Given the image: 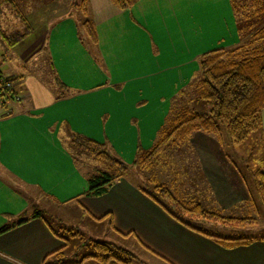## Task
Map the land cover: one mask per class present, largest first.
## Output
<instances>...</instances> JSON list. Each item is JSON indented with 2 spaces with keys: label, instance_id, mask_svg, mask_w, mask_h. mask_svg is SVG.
<instances>
[{
  "label": "crops",
  "instance_id": "obj_1",
  "mask_svg": "<svg viewBox=\"0 0 264 264\" xmlns=\"http://www.w3.org/2000/svg\"><path fill=\"white\" fill-rule=\"evenodd\" d=\"M11 1L18 4L20 17L10 13ZM75 1L80 0H0V71L16 79L18 96L0 98V229L8 227L0 232V264H45L50 254V264H61L53 252L66 241L58 236L62 226L51 218L77 231L78 222L89 220L92 227L80 230L85 235L121 247L120 238H132L162 264H264V235H227L228 229H249L254 223L186 219L189 227L126 175L102 195L86 194L88 179L101 169L94 157L78 155L70 143L72 134H80L103 143L114 158L136 162L158 140L159 126L141 122L157 115L160 83L171 84L172 105L199 78L203 53L233 48L243 40L232 10V24L212 23L213 15L204 22L185 14L189 28L161 36L147 18L145 0L127 8L112 0H88L91 36L82 13L73 9ZM180 2L183 6L186 0ZM139 19L152 28L138 26ZM9 36L17 37L11 43ZM160 37L165 47L161 58ZM168 62L172 71L160 78L159 65ZM144 88L149 96L143 95ZM262 117L264 144V109ZM207 135L195 131L186 144L198 169L192 175L197 176L195 199L240 217L235 211L253 201L252 184L236 159L219 149L221 140ZM180 187L171 188L180 194ZM207 193L211 200L205 199ZM35 212L43 215L32 218ZM98 223L104 225L102 232L94 231ZM74 237L68 238L69 245ZM82 264L100 263L88 258Z\"/></svg>",
  "mask_w": 264,
  "mask_h": 264
},
{
  "label": "trees",
  "instance_id": "obj_2",
  "mask_svg": "<svg viewBox=\"0 0 264 264\" xmlns=\"http://www.w3.org/2000/svg\"><path fill=\"white\" fill-rule=\"evenodd\" d=\"M118 7L127 8L134 4L135 0H112ZM234 2V0H232ZM247 8H253L251 13L243 14L245 19L249 15L264 13V0L246 1ZM73 9H78L83 15V26L91 36H94V24L89 18L88 0L75 1ZM241 34L244 29L239 27ZM249 33V36L248 34ZM246 33L247 38L233 48H215L203 53L199 71V78L195 81V97H188L198 104H208L207 110L186 105L163 129L155 145L148 151L138 156L135 164L140 169L151 168L161 159V150L181 143L187 144L191 134L195 131L213 133L222 137L223 127L228 133L230 140L235 143L244 141L252 132L262 128L264 109V21L256 28L251 27ZM14 37V36H13ZM14 39L11 38V43ZM7 78L0 71V79ZM10 79V78H9ZM12 79V78H11ZM15 90V88H14ZM17 91L12 95L17 96ZM0 94V98H3ZM205 102V103H204ZM206 105H204L205 107ZM71 147L78 155H87L96 158L102 163L111 162L116 167V173L111 174L101 171L88 179L86 194L99 196L104 194L111 184L123 177L128 166L117 158L111 156L105 149V145L89 137L72 134ZM169 145V146H168ZM255 182L260 199L264 203V170L258 168L255 171ZM152 189L141 188L154 201L159 203L173 217L193 227L182 218V214L197 215L200 218L213 220L224 225H242L248 218L224 216L216 211L205 209L200 202L186 200L171 188V186L153 181ZM40 212L32 214L33 217L42 216ZM23 219L21 222L26 221ZM51 226V224H50ZM3 227L0 232L7 230ZM67 229V228H66ZM64 227L60 228L61 235L66 241L63 248L53 252L56 262L61 264H82L85 259L92 258L100 264H131V260L122 261V257L129 252L116 244L105 241L88 240L94 248V253L80 258L74 263L64 261L65 249L69 246V237H81L75 229H69L70 234ZM53 230V229H52ZM227 242H241L244 239H224ZM52 254L47 255L44 262H48Z\"/></svg>",
  "mask_w": 264,
  "mask_h": 264
},
{
  "label": "rangeland",
  "instance_id": "obj_3",
  "mask_svg": "<svg viewBox=\"0 0 264 264\" xmlns=\"http://www.w3.org/2000/svg\"><path fill=\"white\" fill-rule=\"evenodd\" d=\"M181 0H145L144 4L147 6L145 13H147V18L151 20L154 23V28L159 30L160 35L162 36L165 32H175L177 29L189 28L190 26L187 24L185 25V22H187V19H185L183 16L186 14L190 16L192 19L201 17V19L204 22L209 21V15H213L212 23H221L222 25H226L227 23L231 22V10L234 17L235 23L238 24V27H241L244 29V34L242 35V39H246V33L248 30L250 31L251 27L253 29L260 26L262 22L264 21V13L259 15H249L248 19L244 18L243 14L251 13L253 8L249 7L247 8L246 1L249 2V0H186L185 4L181 6ZM12 9L9 10L11 14L16 16H21L20 9L18 7V4L14 2H10ZM181 4V5H180ZM22 5V4H21ZM33 5V4H32ZM31 5V6H32ZM20 6V5H19ZM231 9V10H230ZM236 17L238 18V22L236 20ZM190 18V19H191ZM10 19V18H9ZM140 21V22H139ZM210 27H215L213 24H208ZM138 26H147L148 28H152V25L146 22L144 19H139L137 22ZM211 31V30H210ZM209 32V31H208ZM215 34V31H213ZM241 33V32H240ZM173 34V33H172ZM175 34V33H174ZM173 34V36H174ZM249 36V33H247ZM218 35V34H216ZM220 35V34H219ZM12 36H9L11 40ZM17 36H14L13 39H15ZM242 40V41H243ZM171 41V40H170ZM241 41V42H242ZM173 45V44H172ZM180 45H177V47ZM165 52V47L163 43L161 42L160 37V46H159V56L160 58L163 56ZM171 62H168L167 64H160L159 65V73L158 76L160 78H165V72L171 70ZM165 66H170L165 70ZM160 74V75H159ZM10 78V81L12 82V88L8 89L6 92H1L0 94H3L4 97H10L15 93L14 90V83L15 78L13 77H7ZM12 78V79H11ZM194 80L192 83L190 82L191 88L190 92L187 96L189 97H195V84ZM159 90L157 89L155 93L159 95L158 103L159 106H157V115H152L150 119L147 120V122H141V126H159V132H158V138L161 135L163 129L166 127L167 123L172 120V118L177 115L186 105L197 107L200 110H207L208 104H198L195 101L191 100V102H187V97H184L182 95L176 96L174 99L173 104H168L171 102L170 100V88L171 84L165 82L160 83ZM180 85V84H179ZM169 87V88H168ZM190 87V86H189ZM115 89H120V86L114 87ZM169 91H168V90ZM144 94V96H149L148 89L144 88L141 90ZM3 97V98H4ZM164 97H168V99H164ZM147 100H142L141 102L146 103ZM165 101V103H164ZM204 105H206L204 107ZM144 116V115H143ZM134 119H132L133 121ZM138 126V125H137ZM208 137L217 138L221 141L218 143L219 149L222 151L223 154L233 156L237 164L239 165V168L244 172V175L249 179V183L252 184L253 187V201L250 200L249 203H245V208L242 207L240 211H235V213H238V216L243 218H248V221L243 222L244 225L254 223V227H249V229H245V227H233L231 229H228L227 235H241L242 233H246L245 235L255 234V235H264V203L260 200V196L258 194L257 188H256V182H255V171L258 168L262 169V162L264 161V144H263V132L262 128L256 132H252L244 141L240 143H235L230 140V137L228 133L226 132L225 128L223 127L222 137L219 138L217 135L213 133H208ZM209 134H211L209 136ZM157 138V139H158ZM169 146V145H168ZM106 151L111 155L109 150L106 149ZM161 159L158 160L157 163H155L151 168L146 169H140L137 167L135 162L133 160H130V162L124 160L122 158L120 160L121 162L125 163L126 166H128L126 170V176L131 181L139 183L140 186L144 187L145 189H152L154 187L153 181L159 183H164L169 186H181L180 187V197L184 198L186 200H193L196 201L195 197L197 194L195 190V180L197 179V176L192 177V175L198 171L196 168V163L194 162V153L192 151V148L187 146L184 142L179 144L178 146H171V148L167 149V147L163 148L161 150ZM93 158V157H91ZM95 165L98 166L101 171H107L111 174L116 173V167L111 162L102 163L98 161L96 158ZM253 176V177H252ZM179 177V179L182 181V183L177 182L175 178ZM254 179L255 184L253 183ZM194 183V184H193ZM201 185L203 187H206L204 189H207V185L204 184V181L201 182ZM188 193V195H187ZM187 196V197H186ZM191 197V198H190ZM211 200V195L206 194L205 199ZM207 201H204V204L200 202V204L209 211H216L221 213L224 216H231V217H237L234 215H230V213H234V211H224L223 209H219L216 207H213L212 209L207 208V204L205 203ZM244 209V210H243ZM241 214V215H240ZM74 219L76 216L72 215ZM182 218L185 220H207L210 222L219 223L213 220L203 219L198 217L197 215H187V213H183ZM51 223L55 225L56 227L64 226L65 224L59 223L57 220L51 218ZM253 221V222H251ZM89 220L78 222L76 225L77 227L85 231L89 229V227H92ZM94 231L102 232V228H104L102 223H98L97 225H93ZM239 226V225H235ZM221 228V227H220ZM243 228V229H241ZM66 229V228H65ZM68 232V236L70 234L69 229H66ZM78 230V231H80ZM224 230L226 232L227 229H219L215 230L216 232ZM77 231V230H74ZM214 231V232H215ZM238 231H241L242 233H238ZM81 233V237H74L70 241V245L66 248L65 251V258L64 261H77L80 260L81 257L86 256L88 254L94 253V248L92 245H89L88 240L93 241H100L96 240L97 238L92 236H87L83 232ZM105 237V236H100ZM122 243V248L126 249L129 252V255L123 256L122 261L124 260H131V264H162V262L156 258L154 255L149 253L147 250L142 248L137 242H135L134 239H125L120 238ZM118 246V245H117ZM116 264H122V262L117 261Z\"/></svg>",
  "mask_w": 264,
  "mask_h": 264
},
{
  "label": "built area",
  "instance_id": "obj_4",
  "mask_svg": "<svg viewBox=\"0 0 264 264\" xmlns=\"http://www.w3.org/2000/svg\"><path fill=\"white\" fill-rule=\"evenodd\" d=\"M12 88V82L10 81L9 78H3L0 79V91L1 92H6L8 89ZM18 98V96H16Z\"/></svg>",
  "mask_w": 264,
  "mask_h": 264
}]
</instances>
